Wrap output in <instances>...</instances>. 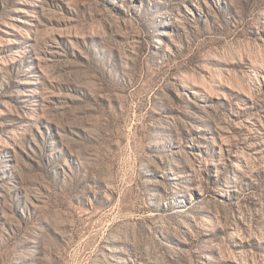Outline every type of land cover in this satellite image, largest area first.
<instances>
[{"label":"rangeland","instance_id":"374dc122","mask_svg":"<svg viewBox=\"0 0 264 264\" xmlns=\"http://www.w3.org/2000/svg\"><path fill=\"white\" fill-rule=\"evenodd\" d=\"M0 264H264V0H0Z\"/></svg>","mask_w":264,"mask_h":264}]
</instances>
